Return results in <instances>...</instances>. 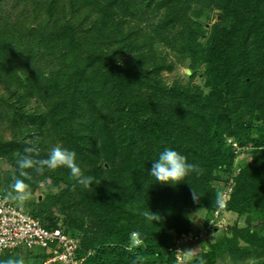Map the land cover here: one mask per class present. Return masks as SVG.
<instances>
[{"label": "trees", "instance_id": "16d2710c", "mask_svg": "<svg viewBox=\"0 0 264 264\" xmlns=\"http://www.w3.org/2000/svg\"><path fill=\"white\" fill-rule=\"evenodd\" d=\"M204 1L14 0L0 15V161L10 165L0 194L75 238L78 264H179L177 239L218 228L225 192L216 216L235 219L214 241L181 243L192 252L182 264H264V0ZM227 138L251 149L249 163L236 166ZM32 145L38 159L57 145L75 152L92 184L67 168L28 170L35 207L23 209L8 192ZM168 148L202 172L156 181L152 164ZM35 248L0 257L49 258Z\"/></svg>", "mask_w": 264, "mask_h": 264}, {"label": "clouds", "instance_id": "9594fccd", "mask_svg": "<svg viewBox=\"0 0 264 264\" xmlns=\"http://www.w3.org/2000/svg\"><path fill=\"white\" fill-rule=\"evenodd\" d=\"M227 141L232 144L236 153L240 150H245L244 147L240 146L238 142L233 141L231 138H227ZM39 151V148L35 145L28 146L24 149L25 155L17 160V165L20 170L19 176L13 178L11 191L8 192V196L13 200L23 204L31 199L32 192L30 186L25 182V179H22L31 178L28 170L42 175L46 169L55 171L60 168H67L70 170L71 178L80 185L87 188L92 184L93 178L91 176H85L77 164L75 152L57 145L50 150L47 158L38 159ZM191 172L200 174L202 169L198 165L188 163L187 158L180 152L168 148L160 153L158 159L153 162L150 175L161 184L175 186L181 184V181L185 180ZM199 197V194L193 188L194 201H198ZM223 200V193H217L215 204L222 206ZM143 216L150 221H158L161 219L158 214L152 211H145ZM136 236L137 234L133 233V243L139 245L141 241ZM188 255L191 256L192 252L189 251ZM0 264H24V261L23 259H8L0 261ZM201 264H204V262L201 261Z\"/></svg>", "mask_w": 264, "mask_h": 264}, {"label": "built area", "instance_id": "2783aa9c", "mask_svg": "<svg viewBox=\"0 0 264 264\" xmlns=\"http://www.w3.org/2000/svg\"><path fill=\"white\" fill-rule=\"evenodd\" d=\"M233 179L229 180V184ZM231 187V186H228ZM224 200L218 211L225 207L228 197L227 192L223 194ZM187 235L195 238L193 233L182 234L176 242L178 260H181L180 239ZM35 248L44 247L50 254L46 260L47 264L62 261L67 264H78L76 260L77 240L66 234L62 228L47 229L38 218L21 210L0 194V252L16 247Z\"/></svg>", "mask_w": 264, "mask_h": 264}, {"label": "rangeland", "instance_id": "374dc122", "mask_svg": "<svg viewBox=\"0 0 264 264\" xmlns=\"http://www.w3.org/2000/svg\"><path fill=\"white\" fill-rule=\"evenodd\" d=\"M14 0H0V15H6L7 12L11 11L10 10V6H9V2H12ZM18 1H21V0H18ZM205 1L204 0H197V2H195V5H193V7L197 8V10H199V8H202L204 5H201V4H205L204 3ZM21 3V2H20ZM206 11L208 12L209 15L213 16V15H216L218 12L216 9H213L212 7L210 6H207V9ZM205 16H203L201 19H204ZM215 21V19L212 20V23ZM187 67H181L180 68V71L181 73H185ZM172 74H168L166 73V77L169 78V82H173L174 79H172L171 76ZM0 132L2 133H6V135L9 136V127L6 126V123H4L1 128H0ZM232 139V138H231ZM237 142V141H235ZM247 147H250V146H247ZM249 150L251 149H246V150H240L238 153H237V157L235 158L236 159V166L237 167H240L242 166L243 164H246V163H249L251 161V157L249 156ZM10 169V165L4 161V160H1L0 161V192H3L2 190H4V185L3 183L1 182V177H4V174H6V171H9ZM9 197V196H8ZM44 196H40L39 197V200H42ZM11 200H13L11 197H9ZM32 198V196H31ZM19 206L22 207L23 209L27 210V211H30L32 212L33 208L35 207L34 203H29V200L24 202L23 204H21L19 201H17ZM61 212V211H60ZM217 214V212H216ZM215 214V218L214 220L212 221L213 223H217V226L215 227H223V231H226L228 230V228L230 226L229 223L232 222V220H234V215L235 214H232V217H231V214H224L223 217H218L216 216ZM197 219H198V222L200 223L201 220H202V210L199 212H197ZM228 224V225H227ZM232 224V223H231ZM230 224V225H231ZM211 227H206V229H203L201 231V234L199 236L198 239H201L202 242H205L207 240L209 241H214L215 238H216V235H217V230L218 228H216L214 231L212 232H209L208 230L210 229ZM221 232H219L218 234H220ZM137 238V236H136ZM138 239V238H137ZM197 239V240H198ZM217 239V238H216ZM197 240L190 236V235H187L186 237H184L183 239H180V243H185L187 241H191L190 243L192 245H196L197 243ZM134 244V243H133ZM135 245V244H134ZM36 251L38 252L39 249L38 248H35ZM182 249L183 251V247L182 245H180V250ZM13 250V249H12ZM191 251V250H189ZM3 255L0 257V261H4V260H8V259H23L24 261V264H47L46 260L42 262V258L41 257H37L34 253H27V252H22V251H13L11 253H9V256L7 258H4ZM189 259V255L188 253L187 254H183L182 253V256H181V260H179V264H182V263H185L187 262ZM191 259V258H190ZM220 260V261H219ZM216 264H227V262L229 261V258L227 257H222L220 258ZM49 264V263H48Z\"/></svg>", "mask_w": 264, "mask_h": 264}]
</instances>
